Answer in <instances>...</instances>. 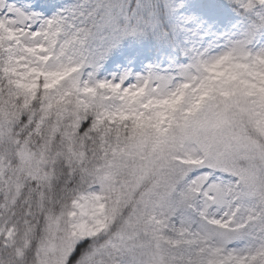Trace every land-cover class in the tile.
Here are the masks:
<instances>
[{
    "label": "snow or ice",
    "instance_id": "1",
    "mask_svg": "<svg viewBox=\"0 0 264 264\" xmlns=\"http://www.w3.org/2000/svg\"><path fill=\"white\" fill-rule=\"evenodd\" d=\"M0 264H264V0H0Z\"/></svg>",
    "mask_w": 264,
    "mask_h": 264
}]
</instances>
